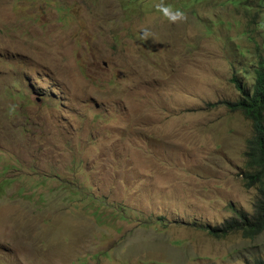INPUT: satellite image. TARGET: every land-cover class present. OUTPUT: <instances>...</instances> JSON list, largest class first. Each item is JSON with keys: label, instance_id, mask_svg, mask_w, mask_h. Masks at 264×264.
I'll list each match as a JSON object with an SVG mask.
<instances>
[{"label": "rangeland", "instance_id": "1", "mask_svg": "<svg viewBox=\"0 0 264 264\" xmlns=\"http://www.w3.org/2000/svg\"><path fill=\"white\" fill-rule=\"evenodd\" d=\"M130 1L0 0V264L264 259L202 229L254 212L252 125L209 105L252 91L264 0Z\"/></svg>", "mask_w": 264, "mask_h": 264}, {"label": "trees", "instance_id": "2", "mask_svg": "<svg viewBox=\"0 0 264 264\" xmlns=\"http://www.w3.org/2000/svg\"><path fill=\"white\" fill-rule=\"evenodd\" d=\"M236 6L238 3L244 5L243 0H229ZM134 6V0L130 1V7ZM194 14L196 11H193ZM255 24L256 21L253 20ZM259 23V22H258ZM247 40L254 41L249 31L245 32ZM261 42H255L254 46L259 51V62L254 72L255 83L250 93H246L236 79L232 83L242 94L240 100L235 103L220 102L210 104V107L225 105L231 112H240L245 120L252 125L253 136L246 144L245 172L242 175L244 188L256 189L258 196L254 204L252 214L246 212H235V217L225 221L221 226L204 229L211 237L222 240L231 234H240L245 239L254 240L264 233V34H260ZM255 264H264V259L256 261Z\"/></svg>", "mask_w": 264, "mask_h": 264}, {"label": "clouds", "instance_id": "3", "mask_svg": "<svg viewBox=\"0 0 264 264\" xmlns=\"http://www.w3.org/2000/svg\"><path fill=\"white\" fill-rule=\"evenodd\" d=\"M155 9L158 13L162 14L163 18L169 23L176 24L187 20V14L183 10L175 8L172 5H166L161 2L155 5ZM152 35L153 34L147 28L141 29V39L147 41Z\"/></svg>", "mask_w": 264, "mask_h": 264}]
</instances>
